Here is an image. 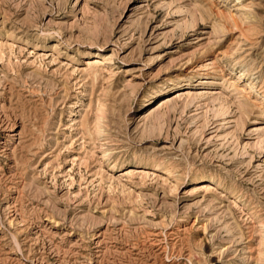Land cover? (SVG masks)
Returning a JSON list of instances; mask_svg holds the SVG:
<instances>
[{"label":"rangeland","instance_id":"rangeland-1","mask_svg":"<svg viewBox=\"0 0 264 264\" xmlns=\"http://www.w3.org/2000/svg\"><path fill=\"white\" fill-rule=\"evenodd\" d=\"M0 264H264V0H0Z\"/></svg>","mask_w":264,"mask_h":264},{"label":"bare ground","instance_id":"bare-ground-1","mask_svg":"<svg viewBox=\"0 0 264 264\" xmlns=\"http://www.w3.org/2000/svg\"><path fill=\"white\" fill-rule=\"evenodd\" d=\"M202 91V90H201ZM188 90L187 89H185V90H176L175 92H174V94L173 95H171V96H167V97H164V98H162V99H160V101H158V103L156 104V109L157 108H159L160 106H162V105H164V103H166V102H169L170 100H172L173 98H176V97H179V96H181V95H183V94H188ZM203 92H205V91H203ZM202 92V93H203ZM173 102V101H172ZM170 104V103H169ZM153 108V107H152ZM150 109V108H149ZM155 110V109H154ZM153 111V109H151L150 110V112H152ZM156 111V110H155ZM146 112V111H145ZM144 112V113H145ZM149 111H148V113H146V114H144V113H142L141 115V118H145V117H147L148 115H149V113H150Z\"/></svg>","mask_w":264,"mask_h":264}]
</instances>
